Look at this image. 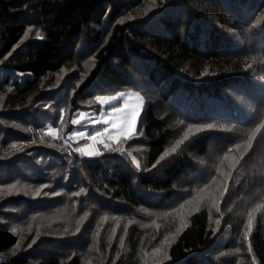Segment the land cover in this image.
Wrapping results in <instances>:
<instances>
[{
  "label": "trees",
  "instance_id": "16d2710c",
  "mask_svg": "<svg viewBox=\"0 0 264 264\" xmlns=\"http://www.w3.org/2000/svg\"><path fill=\"white\" fill-rule=\"evenodd\" d=\"M150 2L0 0V120L13 123L0 121V185L27 178L58 191L74 219L47 213L48 200L10 192L1 201L54 239L38 264H84L85 253L60 246L102 230L86 253L96 264H264V0ZM31 24L40 34L23 42ZM124 91L145 98L137 135L92 156L76 151L73 114ZM231 155L238 159L220 217L206 202L182 216L186 193L206 186ZM121 210L130 219L124 235L113 221L97 226ZM81 211L89 214L76 232ZM44 215L49 227H40ZM216 219L225 229L215 230ZM19 240L0 221V264H33L26 251L8 254Z\"/></svg>",
  "mask_w": 264,
  "mask_h": 264
},
{
  "label": "rangeland",
  "instance_id": "374dc122",
  "mask_svg": "<svg viewBox=\"0 0 264 264\" xmlns=\"http://www.w3.org/2000/svg\"><path fill=\"white\" fill-rule=\"evenodd\" d=\"M160 3L161 0H151L150 3H147V6L149 4L148 7L154 8ZM147 6H146V10H148ZM150 13L151 12H149L148 14ZM150 24L151 25L155 24V21H153ZM29 28L31 29V31H27V33L24 35L22 39L23 42L31 41V39L37 37V33L40 34V29L38 25L31 24ZM122 93L125 94V96L122 97L120 100L112 101L111 104L101 103V101L105 98L110 99L113 96H120V94ZM144 102H145V98L141 93L137 91H124L114 95H105L99 97L98 98V104H100L99 109H79L73 114L72 120L80 119L79 114H84V119H80V123L74 124L76 126L75 129L77 131L69 135L68 140L72 143V146L75 147V149L78 148L82 149V151H80L82 153L85 152L98 153L101 150V148L104 146L98 143L97 140H91L88 137L95 135V133L98 131L103 132V129L105 127H108L109 132L104 134V136L101 138H103L105 142L111 146L113 143L117 142L118 139L123 136H119L118 129H114L112 127L113 122L120 124L121 123L120 121H115L113 118L112 120H110V123L108 125H105L103 124L102 120L100 122H95L97 118L101 117L102 115L104 118H108V113L111 112L112 107H122L125 108L126 111H135L141 113V110L144 106ZM0 121H2L7 125H11V124L13 125L12 122H9L4 118H2ZM137 125H136V130H137ZM49 128L54 130L55 133L54 136L53 135L51 136L53 137L60 136V129L58 130L54 126H50ZM48 130H46L47 131L46 133H48ZM80 132H84L87 135L85 137H78L75 135L76 133H80ZM238 133L241 134L240 132ZM109 135H111L112 137H116V139H109L108 138ZM18 142L19 141H14V144H17ZM231 156L232 158L227 157V159L223 162V165L221 166L218 165V167L215 168L214 173L216 174V176L212 178L206 184V186H204L194 194L186 193L187 197L189 198L186 199L184 203L182 202L183 204H180L182 216H186L189 213V211L193 209H198L199 207H201L202 202H206V204L208 203L210 205L209 207L213 209L216 217L217 218L220 217V214L223 212L222 204L230 194L229 187L231 185L232 171L235 168V162L238 159L234 155ZM201 161H205V160L202 159ZM207 161L208 160L206 159V162ZM207 172L208 170H205L203 175H205ZM189 176L193 179H196L197 181L199 180L197 175L190 174ZM10 192H13L15 194L25 195L30 200H34V201L39 199L52 201V203L49 204L50 206L48 210L46 211L47 213H50L52 211H59L60 213H65L67 205L69 204L67 201L64 200V198L60 195L58 191L44 190V188L36 186V184L32 180H29L27 178H24L22 180H16V182L11 181L10 183L7 184H1L0 201L2 197L5 198L6 194ZM18 206H19L18 204L13 202H7V201L0 202V221H4L5 223H7L10 229L15 230V232L19 235L20 238L19 243L15 245L13 249L10 252H8V254L16 253L19 251H26L30 255L32 259V263L38 264L39 257L43 255L44 254L43 252L46 250L41 248L42 245L46 244L48 248L52 247V249L54 250V247L51 245V242L54 239L51 236H42V232L39 231L40 228L39 230L38 229L33 230L32 228L34 227L32 226L31 219H29V221L27 222L26 220H24L23 218L19 217L16 214L17 211L16 208ZM36 206H43V204L29 205L28 203H25L23 204V209L25 210L30 209L31 211L34 210V207ZM247 206H248L247 208H250V205ZM217 207H219L220 209L219 211H217ZM121 212L123 214L108 213L104 215L103 222H98L97 226H100L105 229L109 225H112L115 229L121 228L120 231L123 232L122 235H124L125 233L124 231L126 230V227L130 222V219L128 218L129 216L125 214V210H121ZM65 214H66V219H70V220L74 219V216L72 214L70 213H65ZM88 214L89 213H82L81 211L77 215L78 225L76 226V228H74L76 232H78L77 229H79L80 231V229L82 228L81 222L86 218ZM51 219H52L51 215L42 216L40 219V227H49ZM217 221H219V223H217ZM106 222H112V223L104 227L103 224H105ZM136 223L142 227L147 226V224L141 223V221H137ZM215 223H216L215 230L219 231L225 229L224 224L220 222L219 219H216ZM104 231L106 230L95 232L96 234H94L91 238L89 234L88 237H85L87 232H84L83 234H80L79 239L81 241L72 240L66 242L67 238L65 237L67 236L65 235L63 236L61 242H66V243L60 246L61 249H59V251H61V253H67L71 250H77L79 253L83 252L85 253L84 264H96L97 263L96 260H94V258L91 255H89L88 258H86V253L88 251L91 252L94 249L93 243L98 242L99 240L98 236L101 235ZM74 237L76 236L70 237V240L75 239ZM33 240H35V243H32ZM72 244L82 246L84 247V249H70L69 247H67L68 245H72ZM29 245L31 246L29 247Z\"/></svg>",
  "mask_w": 264,
  "mask_h": 264
},
{
  "label": "snow or ice",
  "instance_id": "6c2138e0",
  "mask_svg": "<svg viewBox=\"0 0 264 264\" xmlns=\"http://www.w3.org/2000/svg\"><path fill=\"white\" fill-rule=\"evenodd\" d=\"M28 31H31V29L29 28ZM37 36H39V33H37ZM125 94H120V96H113L110 99H103L101 101L102 104H111L112 101H116V100H120L122 97H124ZM80 115V119H84V114H79ZM140 116L139 112H135V111H126L125 108L122 107H112L111 112L108 113V118H104L103 115L99 118H97V120L95 122H100L102 120L103 124L108 125L110 123V120H112L114 118L115 121H120V124H117L115 122L112 123V127L114 129H118V135L119 136H123L125 138H133L135 135H137L136 133V125L138 122V118ZM80 119H73L72 123L73 124H78L80 123ZM209 127H211V125H209ZM202 129L197 128L196 131H201ZM189 132H192L193 129L189 128L188 129ZM109 129L108 127H105L103 129V132H96L95 135H92L90 137H88L91 140H97L98 143L102 144L105 148H110V145L108 143L105 142V140L101 137L104 136V134L108 133ZM48 134L49 135H55L54 130H52L51 128H49L48 130ZM78 137H85L87 134L84 132H80V133H76L75 134ZM100 138V139H98ZM109 139H116V137H112L111 135H109L108 137ZM188 139V133L184 134V140ZM183 143V141H179L177 142L175 147L170 148L168 151L164 152L163 155L157 160L156 164H159L161 161H163L165 159V157H167L170 153H175L177 151V148L180 146V144ZM237 147H239V145H237ZM12 148L16 149L17 145L13 144ZM119 150V149H117ZM76 151L80 152L82 151V149H76ZM231 151V149L229 150ZM85 155L88 156H92L96 153L94 152H85ZM238 163V162H237ZM156 164L153 165V167L156 166ZM137 170H139L140 165L137 163L136 164ZM15 187V186H13ZM83 191V190H82ZM39 194V193H37ZM75 195H79V193H75ZM219 207H217V211H219ZM217 223H219V221H217ZM252 223L253 220L250 216L249 220H248V224H247V231L244 233L245 239L248 238L249 234L252 231ZM15 231V230H13ZM77 231H79V229H77ZM179 231V229H178ZM32 243H35V240H33ZM121 245H123V240H121ZM31 245H29L30 247ZM159 251V250H157ZM236 251H239V249H237ZM248 251L251 252L252 248L251 245H249L248 247Z\"/></svg>",
  "mask_w": 264,
  "mask_h": 264
}]
</instances>
